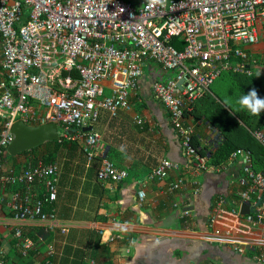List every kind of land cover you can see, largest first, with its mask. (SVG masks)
<instances>
[{"label":"built area","instance_id":"1","mask_svg":"<svg viewBox=\"0 0 264 264\" xmlns=\"http://www.w3.org/2000/svg\"><path fill=\"white\" fill-rule=\"evenodd\" d=\"M148 5L149 0H0V181L25 190H12L8 204L22 256L34 247L22 223L36 220L46 231L66 228L54 207L43 210L57 196L58 162L29 159L19 169H3L13 122L55 123L59 138L81 141L90 164L100 150L101 134L82 128L92 125L101 110L110 116L129 110V95L150 61L169 75L153 81L152 90L189 160L185 168L202 174L239 164V205L254 206L244 217L264 224V171L254 167L251 150L236 148L214 163L192 143L193 128L185 123L186 112L211 93L223 73L248 75L261 69L264 76V63L246 48L264 35V0H167L164 7ZM133 119L143 123L138 114ZM249 132L264 148V124ZM180 168L178 162L161 158L147 178L162 179ZM127 175L106 157L96 170L102 182H120ZM35 183L44 186L43 196L30 191ZM183 183L181 176L169 188H181ZM143 194L138 192L139 199ZM222 202L216 203L215 211ZM174 206L178 208L177 202ZM179 212L190 213L187 208ZM214 220L212 215L209 222ZM259 244L254 259L264 264V241ZM52 253L49 249L47 254ZM3 254L1 249L0 264H5ZM45 263L52 264L50 258Z\"/></svg>","mask_w":264,"mask_h":264},{"label":"crops","instance_id":"2","mask_svg":"<svg viewBox=\"0 0 264 264\" xmlns=\"http://www.w3.org/2000/svg\"><path fill=\"white\" fill-rule=\"evenodd\" d=\"M246 48L260 64L264 63V35ZM159 67L152 61L143 67L138 86L129 95V110H120L116 116L99 111L91 126L101 134L100 150L90 164H86L81 141L77 139H71L78 146L75 153L59 162L55 160L60 170L53 207L66 231H46L36 220L22 223L24 234L34 241L27 256H22L15 245V222L8 208L12 190L22 188L0 181V250L4 251L5 264H46L47 258L53 264H74L73 257H77L78 264H261L254 254L264 241V224L236 214L240 207V165L234 163L227 171L202 174L185 168L189 160L183 154L168 112L152 90L153 81L169 77ZM259 71L263 76L261 69L256 72ZM220 79L235 87L232 102L218 86ZM212 88L210 95L217 94L224 104L239 110L237 100L245 92L229 72L217 78ZM208 101L197 100L191 113L185 115V123L193 128L192 143L204 148L211 158L222 135L199 111ZM136 114L143 118L141 125L133 119ZM42 153L35 150L26 155H33L29 158L35 160ZM22 156H3V169L21 168L29 160ZM102 157L126 169L127 177L120 182L97 180L96 170ZM161 158L176 161L181 168L169 171L165 178L148 179L149 171ZM66 159L69 162L63 167ZM181 176L182 187L171 190L170 182ZM195 189L198 191L194 192ZM140 190L144 194L139 199ZM30 191L38 197L45 193L41 183L33 184ZM220 200L223 202L215 211ZM176 202L178 208L174 206ZM183 208L189 209V215L181 216L179 210ZM221 214L238 222L223 218L217 223ZM212 215L215 220L209 222ZM49 249L53 250L51 255L47 254Z\"/></svg>","mask_w":264,"mask_h":264},{"label":"trees","instance_id":"3","mask_svg":"<svg viewBox=\"0 0 264 264\" xmlns=\"http://www.w3.org/2000/svg\"><path fill=\"white\" fill-rule=\"evenodd\" d=\"M256 73L257 72L254 71L248 75L239 73H229V75L236 81L245 94L254 88L257 91L258 96L264 98V78L261 75L257 77ZM215 96L216 97H213L209 93L208 95H205V97H202L209 101L208 103L206 102L204 108L200 107L199 110L200 112H203L205 118L214 127H216L220 132V135H222L219 143H217L214 148V152L210 154V160L214 163H219L224 161L229 155V152L236 148L249 149L252 152L251 154H253L254 167L256 169L263 168L264 171V148L249 132V130L264 124V112H261L259 116H253L246 111L233 110L230 106H228L227 103L224 104V101L221 99V97H218L217 94H215ZM216 99L221 101L222 104L216 102ZM42 145H47L48 148L46 149L45 154L42 153L41 156L45 163L51 162L54 159H62V157H70L69 155H71V152L75 153V151L78 150L77 143H75L74 140L66 139L61 136L58 140L46 141L45 143L30 150L23 151L18 155L32 153L35 150L41 148ZM198 149L201 153H205L204 148ZM6 156L10 155L7 153ZM68 162V159L64 160L63 167L67 166ZM52 207L53 205L45 203L43 210L49 211ZM76 259L77 257L72 258V262H74V264H78V260Z\"/></svg>","mask_w":264,"mask_h":264},{"label":"water","instance_id":"4","mask_svg":"<svg viewBox=\"0 0 264 264\" xmlns=\"http://www.w3.org/2000/svg\"><path fill=\"white\" fill-rule=\"evenodd\" d=\"M181 81L178 82L180 87ZM92 129L91 125L83 127V131ZM74 129H70L69 133L72 134ZM11 141L7 145V153L11 156L22 153L23 151L30 150L37 147L46 141L59 139L58 127L53 122H46L42 124H28L21 119L13 122L11 126ZM254 207V206H253ZM248 204H241L239 207V214L246 215L254 210Z\"/></svg>","mask_w":264,"mask_h":264},{"label":"clouds","instance_id":"5","mask_svg":"<svg viewBox=\"0 0 264 264\" xmlns=\"http://www.w3.org/2000/svg\"><path fill=\"white\" fill-rule=\"evenodd\" d=\"M167 4V0H149V7H155L157 5L164 7ZM260 71L256 73L258 77ZM238 108L240 111H246L253 116H259L261 112H264V98L258 96L257 91L253 88L247 94H242L237 100ZM58 140V139H57Z\"/></svg>","mask_w":264,"mask_h":264},{"label":"rangeland","instance_id":"6","mask_svg":"<svg viewBox=\"0 0 264 264\" xmlns=\"http://www.w3.org/2000/svg\"><path fill=\"white\" fill-rule=\"evenodd\" d=\"M153 68H156V71L158 72V68H157V66L154 64V67ZM163 79H164V77H163ZM226 82V81H225ZM218 86L220 87V89L221 90H223V92L225 93V97L229 100V102H232V100H233V98H232V95L235 93V87L233 86L232 87V85L230 84V86L229 85H227L226 83H223V81H222V79H220L219 81H218ZM212 86H211V93H212ZM227 93V94H226ZM222 100H223V98H221ZM216 102H219V103H221L222 104V102L221 101H219V100H215ZM224 101V100H223ZM46 149H48L47 148V145H42V147L41 148H39V149H37V151H39V150H41L44 154H45V151H46ZM23 154H21V156H22ZM31 156H33V155H24V156H22L23 158L25 157V158H31ZM42 155H40V156H38V158L37 159H42V157H41ZM34 157V156H33ZM29 158V159H30ZM36 160V159H35ZM43 160V159H42ZM58 161L57 159H54L53 161ZM59 162V161H58Z\"/></svg>","mask_w":264,"mask_h":264},{"label":"bare ground","instance_id":"7","mask_svg":"<svg viewBox=\"0 0 264 264\" xmlns=\"http://www.w3.org/2000/svg\"><path fill=\"white\" fill-rule=\"evenodd\" d=\"M223 218H227L228 220L233 221V222H236L237 221L234 217H230V216L221 214V216L217 219V223L220 222V221H222Z\"/></svg>","mask_w":264,"mask_h":264}]
</instances>
